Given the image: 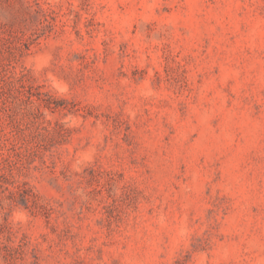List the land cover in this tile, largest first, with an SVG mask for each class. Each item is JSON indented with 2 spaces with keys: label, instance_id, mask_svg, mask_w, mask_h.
I'll list each match as a JSON object with an SVG mask.
<instances>
[{
  "label": "rangeland",
  "instance_id": "obj_1",
  "mask_svg": "<svg viewBox=\"0 0 264 264\" xmlns=\"http://www.w3.org/2000/svg\"><path fill=\"white\" fill-rule=\"evenodd\" d=\"M0 264H264V0H0Z\"/></svg>",
  "mask_w": 264,
  "mask_h": 264
}]
</instances>
